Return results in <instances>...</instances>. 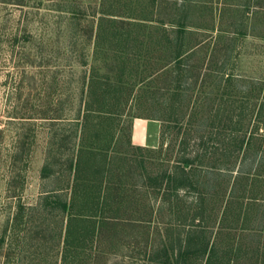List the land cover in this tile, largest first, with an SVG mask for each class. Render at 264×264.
Returning a JSON list of instances; mask_svg holds the SVG:
<instances>
[{
    "label": "rangeland",
    "instance_id": "rangeland-1",
    "mask_svg": "<svg viewBox=\"0 0 264 264\" xmlns=\"http://www.w3.org/2000/svg\"><path fill=\"white\" fill-rule=\"evenodd\" d=\"M126 18L131 23L123 28L118 20ZM178 27L193 31L184 39V48L195 43V34L204 40L202 51L192 60L198 67L204 63L215 70L224 64L226 73L247 79L264 76V0H0V233H7L2 250L11 249L10 264H60V246L53 251L49 231H28L22 225L14 231L12 217L19 202L34 204L41 191L52 187L51 177L41 178L45 163H52L49 173L57 172L64 167V158L77 150L80 127L76 120L83 112L87 82L94 75L116 78L120 83L113 95L120 103L111 99L120 116L106 126L112 135L110 145L115 154L120 153V159L112 161L109 168L122 167L124 190L138 202L131 205L127 202L130 198L126 199L123 208L128 205L132 210H121L118 225L90 249H79L76 262L70 264H150V258L162 256L164 248L169 264H182L178 254L191 231L193 193L186 189L178 193L181 202L177 206L185 209L178 212L173 199L169 204L161 195L155 197L149 191L143 195L139 178L127 176L125 165L139 153V147L152 150L151 156L158 155L170 169L182 157V133L176 137V129L164 131L166 125L159 117H133L138 109L131 101L152 75L173 65ZM100 30L103 37L96 40ZM126 30L138 38L136 46L129 55L123 52L115 59L112 47L123 42L112 37L118 38ZM96 43L102 50L109 49L107 56L102 50L96 54ZM187 64L190 75L185 86L191 85V58ZM167 83L164 76L158 77L150 89L165 92ZM214 85L209 89L215 90ZM189 113L190 109L186 115ZM187 120L182 132L188 127ZM208 136L205 134L204 140ZM109 140L108 134L103 145ZM212 143L207 140V150ZM18 146L22 151L16 159ZM183 149L184 155L191 156V142ZM155 168L146 165L147 171ZM186 168L191 170V165ZM263 241L258 237L245 240L249 248L258 245L259 252L264 250ZM222 245L226 247V243ZM254 260L253 256H240L230 264H254ZM186 264L203 263L191 262L189 255Z\"/></svg>",
    "mask_w": 264,
    "mask_h": 264
},
{
    "label": "trees",
    "instance_id": "trees-1",
    "mask_svg": "<svg viewBox=\"0 0 264 264\" xmlns=\"http://www.w3.org/2000/svg\"><path fill=\"white\" fill-rule=\"evenodd\" d=\"M118 21L123 28L131 23L128 19ZM192 33H188L185 27L175 30L173 65L167 66L164 73L157 72L158 76L157 73L152 75L143 86H147L146 89L142 88L130 99L138 109L133 112V117L161 118L166 125L164 131L176 129V137L182 133L180 146L186 148L191 142V156L184 155L185 149L181 148L182 157L170 169L163 165L158 155L151 156L152 150L139 147V153L127 159L129 163L125 161L129 169L127 176L139 178L138 186L143 189V195L149 192L155 197L161 195L163 202L169 204L173 199L176 204L174 210L178 212L185 210L177 206L181 202L178 193L185 189L193 193L191 231L183 251L178 254L182 264L187 263L189 255L191 262L203 264H230L234 259L247 255L255 258L254 264H264V250L259 252L258 245L249 248L245 242L256 237L264 238V76L247 79L232 72L226 73L224 64L215 70L204 63L198 67L192 60L200 54L205 42L195 34V43L184 48V39ZM130 34L126 30L119 33L118 38L111 36L123 42L122 46L112 47L115 59L123 52L129 55L133 51L138 38ZM102 37L100 30L96 40ZM96 47L98 55L102 47L98 43ZM108 50L105 48L102 54L107 56L105 51ZM189 58L191 85L185 86L190 75ZM162 76L168 81L165 92L151 90L152 82H157ZM115 79L96 75L89 78L83 112L76 120V127L78 124L80 127L77 150L64 158V167L57 172L49 173L52 163H45L41 168V178L51 177L49 184L52 187L41 191L34 204L19 202L12 217L14 231L17 227L19 231L21 225L28 231L43 228L42 232L49 231L54 241L53 251L60 246V264L76 262L79 249H90L111 227L118 225L119 218L122 219L121 210L123 213L132 210L128 205L123 208V204L130 202L136 205L138 202L137 197L135 200L124 190L126 184L120 174L122 167L116 164L113 171L109 168L112 161L120 159V153L115 154L114 146L110 145V127H106L107 123H113L114 117L120 116L111 106V99L120 103L117 96H113L115 90L118 92L121 88ZM212 83L215 90L209 89ZM164 95V101L159 102ZM155 106L159 108L154 110ZM189 109L190 113L186 115ZM186 117L188 127L182 132ZM108 134L109 144L103 145ZM205 134L209 135L207 140L214 141L208 146L209 150L205 147ZM15 149V158L18 159L22 147ZM142 151L148 153L143 155ZM54 164L61 166L57 161H53ZM147 164L156 168L147 171ZM187 165H191V170H187ZM138 170L141 172L137 173ZM47 220L50 223L46 224ZM6 235L5 230L0 233V259H3V264H10L11 249L2 250ZM178 244L180 250L182 242L179 239ZM262 244L264 247V241ZM167 256L164 248L162 256L151 257L149 262L169 264Z\"/></svg>",
    "mask_w": 264,
    "mask_h": 264
}]
</instances>
